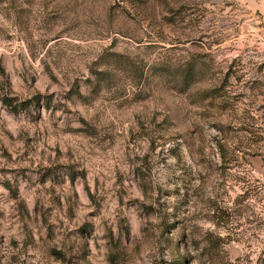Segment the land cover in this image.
Instances as JSON below:
<instances>
[{
  "label": "rangeland",
  "instance_id": "1",
  "mask_svg": "<svg viewBox=\"0 0 264 264\" xmlns=\"http://www.w3.org/2000/svg\"><path fill=\"white\" fill-rule=\"evenodd\" d=\"M0 264H264V0H0Z\"/></svg>",
  "mask_w": 264,
  "mask_h": 264
},
{
  "label": "trees",
  "instance_id": "2",
  "mask_svg": "<svg viewBox=\"0 0 264 264\" xmlns=\"http://www.w3.org/2000/svg\"><path fill=\"white\" fill-rule=\"evenodd\" d=\"M192 70H193V69H192L191 67H188V68H187V72H186V75H185V77H184L185 80H188V78L190 77L191 72H193ZM192 78H193V77H192Z\"/></svg>",
  "mask_w": 264,
  "mask_h": 264
}]
</instances>
